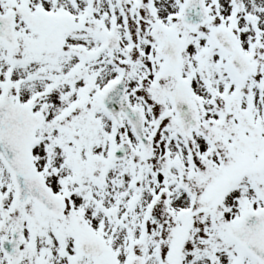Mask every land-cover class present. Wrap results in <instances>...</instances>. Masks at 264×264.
<instances>
[{
  "label": "snow or ice",
  "instance_id": "snow-or-ice-1",
  "mask_svg": "<svg viewBox=\"0 0 264 264\" xmlns=\"http://www.w3.org/2000/svg\"><path fill=\"white\" fill-rule=\"evenodd\" d=\"M0 264H264V0H0Z\"/></svg>",
  "mask_w": 264,
  "mask_h": 264
}]
</instances>
